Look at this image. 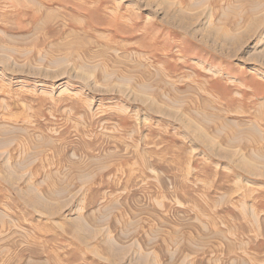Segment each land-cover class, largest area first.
Segmentation results:
<instances>
[{"label":"rangeland","instance_id":"1","mask_svg":"<svg viewBox=\"0 0 264 264\" xmlns=\"http://www.w3.org/2000/svg\"><path fill=\"white\" fill-rule=\"evenodd\" d=\"M0 264H264V0H0Z\"/></svg>","mask_w":264,"mask_h":264}]
</instances>
